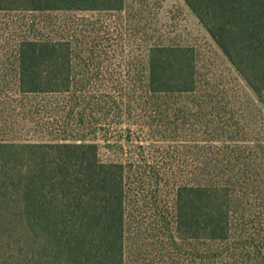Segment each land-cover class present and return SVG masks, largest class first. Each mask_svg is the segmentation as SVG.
Returning a JSON list of instances; mask_svg holds the SVG:
<instances>
[{
    "label": "rangeland",
    "instance_id": "1",
    "mask_svg": "<svg viewBox=\"0 0 264 264\" xmlns=\"http://www.w3.org/2000/svg\"><path fill=\"white\" fill-rule=\"evenodd\" d=\"M43 36H73L76 52L84 51L75 59L74 81L86 88L78 104L69 94L20 91V44ZM155 44L194 49L196 96L146 93ZM0 139L96 142L102 159L122 163L127 264H199L194 246L176 233V193L182 184L210 181L228 183L235 232L218 261L264 264V94L184 0H126L122 10L0 11Z\"/></svg>",
    "mask_w": 264,
    "mask_h": 264
},
{
    "label": "trees",
    "instance_id": "2",
    "mask_svg": "<svg viewBox=\"0 0 264 264\" xmlns=\"http://www.w3.org/2000/svg\"><path fill=\"white\" fill-rule=\"evenodd\" d=\"M184 1L262 96L264 0ZM125 4L126 0H0V11L122 10ZM74 39L23 40L20 91L69 94L78 104V92L86 88L74 81L79 65L75 59L84 51L76 52L80 46ZM148 66L150 98L198 94L193 48L155 44ZM227 184L185 183L177 189L176 233L194 246L199 264H238L234 256L218 261L231 250L235 234ZM126 199L125 166L102 159L96 142L0 139V264H127ZM221 244L225 249L217 247Z\"/></svg>",
    "mask_w": 264,
    "mask_h": 264
}]
</instances>
